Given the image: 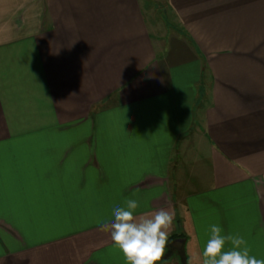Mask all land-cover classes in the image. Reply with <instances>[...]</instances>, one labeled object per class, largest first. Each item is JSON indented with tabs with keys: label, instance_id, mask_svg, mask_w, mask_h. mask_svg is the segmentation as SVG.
<instances>
[{
	"label": "crops",
	"instance_id": "0c3cea01",
	"mask_svg": "<svg viewBox=\"0 0 264 264\" xmlns=\"http://www.w3.org/2000/svg\"><path fill=\"white\" fill-rule=\"evenodd\" d=\"M129 198L264 258V0H0V264H125Z\"/></svg>",
	"mask_w": 264,
	"mask_h": 264
},
{
	"label": "clouds",
	"instance_id": "9594fccd",
	"mask_svg": "<svg viewBox=\"0 0 264 264\" xmlns=\"http://www.w3.org/2000/svg\"><path fill=\"white\" fill-rule=\"evenodd\" d=\"M140 206L137 199H126L123 206L113 208L111 220L101 222L102 229L110 234L125 264H165L173 212L161 208L138 213ZM207 234L200 264H264V258L251 254L243 236L224 234L219 224L209 225Z\"/></svg>",
	"mask_w": 264,
	"mask_h": 264
},
{
	"label": "rangeland",
	"instance_id": "374dc122",
	"mask_svg": "<svg viewBox=\"0 0 264 264\" xmlns=\"http://www.w3.org/2000/svg\"><path fill=\"white\" fill-rule=\"evenodd\" d=\"M158 6V5H157ZM160 8V7H159ZM151 22H152V24L154 25V22H153V20H151ZM171 37H169L167 40H166V43L168 44V47H166V49H169V48H172L171 47V40L169 41V39H170ZM173 49H175V48H173ZM169 51H170V54L169 55H171L172 57L171 58H173V59H176L177 58V60H175V61H180V60H182L181 58H179V57H181V56H178V57H174V54H176L175 52L173 53V52H171V49H169ZM166 54H162V56L160 57V59H165L166 58ZM168 57V56H167Z\"/></svg>",
	"mask_w": 264,
	"mask_h": 264
}]
</instances>
